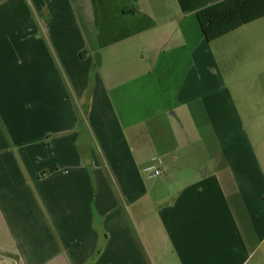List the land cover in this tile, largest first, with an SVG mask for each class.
<instances>
[{
  "label": "crops",
  "instance_id": "0c3cea01",
  "mask_svg": "<svg viewBox=\"0 0 264 264\" xmlns=\"http://www.w3.org/2000/svg\"><path fill=\"white\" fill-rule=\"evenodd\" d=\"M221 1L0 0V264H264V18L208 42Z\"/></svg>",
  "mask_w": 264,
  "mask_h": 264
},
{
  "label": "trees",
  "instance_id": "16d2710c",
  "mask_svg": "<svg viewBox=\"0 0 264 264\" xmlns=\"http://www.w3.org/2000/svg\"><path fill=\"white\" fill-rule=\"evenodd\" d=\"M204 36L213 42L264 18V0H223L197 12Z\"/></svg>",
  "mask_w": 264,
  "mask_h": 264
},
{
  "label": "rangeland",
  "instance_id": "374dc122",
  "mask_svg": "<svg viewBox=\"0 0 264 264\" xmlns=\"http://www.w3.org/2000/svg\"><path fill=\"white\" fill-rule=\"evenodd\" d=\"M244 33L247 34V36L245 37V39L249 40V41H253V44H247V50L248 53L251 57V60L249 62L248 65V70L250 72L253 73V75L255 76H259L261 79L259 80V82H254V83H247L245 85H243L244 89L249 90L252 95L251 98L253 99V101L255 102H259L262 100V93L264 90V19L255 22L254 25H251L249 27H246V29H244L243 31ZM203 174V173H202ZM147 175V174H146ZM158 178V177H156ZM165 179L167 180L168 178H170L169 175H165L164 177L161 176L158 179H153L151 181V183H153L156 187H158L159 183H156V181L160 182V179ZM178 189V188H176ZM175 189L176 193L177 190ZM174 191V190H172ZM169 192V193H172ZM169 195V194H168ZM126 211L129 214V218L131 220V225L134 228V232H135V225L137 223V215L132 211V207L131 208H125ZM150 209V208H149ZM136 210V208L134 209ZM131 213V215H130ZM134 213V215H133ZM146 222L142 223V229L144 230V234H149V232L146 229ZM153 227H156V229L152 230L151 234H158L159 233V226H156L155 224H153ZM140 227V226H139Z\"/></svg>",
  "mask_w": 264,
  "mask_h": 264
},
{
  "label": "built area",
  "instance_id": "2783aa9c",
  "mask_svg": "<svg viewBox=\"0 0 264 264\" xmlns=\"http://www.w3.org/2000/svg\"><path fill=\"white\" fill-rule=\"evenodd\" d=\"M144 173L147 174L150 178L161 177L165 172L161 169H158L155 166H148L144 169Z\"/></svg>",
  "mask_w": 264,
  "mask_h": 264
}]
</instances>
